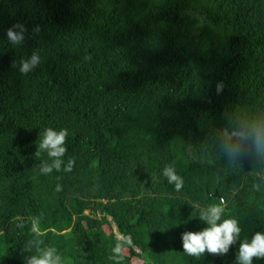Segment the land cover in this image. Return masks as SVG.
Returning a JSON list of instances; mask_svg holds the SVG:
<instances>
[{"label":"trees","instance_id":"1","mask_svg":"<svg viewBox=\"0 0 264 264\" xmlns=\"http://www.w3.org/2000/svg\"><path fill=\"white\" fill-rule=\"evenodd\" d=\"M18 23L14 48L6 31ZM34 50L40 64L21 74L13 64ZM257 126L264 0H0V264L52 247L63 264H115L118 239L132 241L120 264H235L239 241L196 258L180 236L221 201L241 239L264 230ZM48 127L67 129L71 172L41 174ZM234 133L249 138L229 158ZM168 165L179 191L161 174Z\"/></svg>","mask_w":264,"mask_h":264},{"label":"clouds","instance_id":"2","mask_svg":"<svg viewBox=\"0 0 264 264\" xmlns=\"http://www.w3.org/2000/svg\"><path fill=\"white\" fill-rule=\"evenodd\" d=\"M38 31V27L34 29V32ZM25 32V26L19 23L7 29L6 38L8 44L14 48L20 47L25 40ZM40 61L39 53L34 50L26 59H21L18 63H14L13 67L18 68L21 74H28L38 67ZM222 89L223 85L217 84V92L219 93ZM67 136V129L61 128L58 131L51 127L44 129L36 154L39 155L41 152H46L51 159V163L41 162L39 169L41 174L48 175L53 170H61L62 165H64L62 158L67 151L65 145ZM248 138V135L241 133H234L232 136L226 137L223 143L224 154L229 158H235L240 151V141ZM251 138L255 149L258 152H264V126H257L251 129ZM74 163L73 160H69L63 166V171L71 172ZM161 174L169 184L175 186L177 191L182 188L183 180L173 166H165ZM224 212L223 201H221L220 205L201 209L199 218L206 226L199 231H184L181 233L182 251L187 256L196 258H200L205 253L223 257L229 252L230 247L239 241L235 264H254V258L256 260L264 259V230L254 232L250 239H241L239 221L235 218L222 219ZM18 227L23 228L24 225L20 224ZM30 230L37 236L45 234L41 231L36 220L31 221ZM126 245H132L131 239H118V242L112 248V254L109 259L113 260L115 264H120L123 260V249ZM23 264H63V261L58 250L52 247L46 249L40 255L28 257L23 261Z\"/></svg>","mask_w":264,"mask_h":264},{"label":"rangeland","instance_id":"3","mask_svg":"<svg viewBox=\"0 0 264 264\" xmlns=\"http://www.w3.org/2000/svg\"><path fill=\"white\" fill-rule=\"evenodd\" d=\"M2 260H1V255H0V262H1Z\"/></svg>","mask_w":264,"mask_h":264},{"label":"water","instance_id":"4","mask_svg":"<svg viewBox=\"0 0 264 264\" xmlns=\"http://www.w3.org/2000/svg\"><path fill=\"white\" fill-rule=\"evenodd\" d=\"M216 195L219 196L218 193H216Z\"/></svg>","mask_w":264,"mask_h":264}]
</instances>
